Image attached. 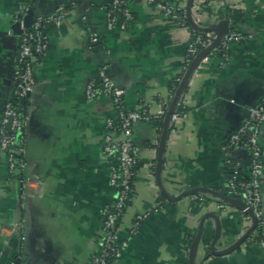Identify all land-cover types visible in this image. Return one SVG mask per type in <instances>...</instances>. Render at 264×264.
I'll return each mask as SVG.
<instances>
[{"label": "crops", "instance_id": "crops-1", "mask_svg": "<svg viewBox=\"0 0 264 264\" xmlns=\"http://www.w3.org/2000/svg\"><path fill=\"white\" fill-rule=\"evenodd\" d=\"M125 1L133 21L122 30L108 26L112 0H30L28 11L36 16L65 12L48 26V51L34 66L36 84L24 103L30 196L10 176L0 148V264L17 256L25 264H88L100 252L103 213L117 201L110 183L117 160L104 153L106 124L117 114L110 97L89 99L86 88L103 66L125 90L128 110H155L175 96L171 88L182 75L194 33L147 0ZM238 1L246 40L232 47L224 64L213 51L194 72L181 99L183 117L166 144L161 182L156 167L163 131L153 120L134 125L140 166L120 223L126 246L112 264H193L192 251L195 264H264V248L251 238L243 241L245 219L236 206L218 210L223 201L210 194L204 202L164 195L199 189L232 197V164H239L244 180L251 177L249 151L226 146L264 97V0ZM228 6V0H195L192 11L207 27ZM22 9L20 0H0V122L9 91L3 80L15 66L20 38L13 29ZM259 144L264 161V126ZM262 198L264 241V172ZM138 216L143 220L134 235Z\"/></svg>", "mask_w": 264, "mask_h": 264}, {"label": "built area", "instance_id": "built-area-1", "mask_svg": "<svg viewBox=\"0 0 264 264\" xmlns=\"http://www.w3.org/2000/svg\"><path fill=\"white\" fill-rule=\"evenodd\" d=\"M184 1L187 0H175L172 3L159 0H147L149 4L155 6L159 13L175 21L179 26L186 27L185 19L188 16ZM228 2V7L239 8L240 2L238 0H228ZM72 6H76L75 1L72 2ZM28 9V6H23L21 16L18 18V22L22 26V35L20 37L14 66L13 85L5 103L0 127V148L6 155V163L10 176L20 183L22 192L26 196L32 194L33 178L28 172V163L24 147L26 122L24 103L32 93L36 84L34 66L48 51L46 28L50 23L61 18L65 12L64 8H61L59 12L52 16H37L31 28H25L23 22ZM225 13L221 16L224 20H226ZM193 20L199 26L204 27L197 23L194 18V13ZM132 21L133 16L131 11L126 7V1L112 0L108 7L109 28L126 30ZM229 25L231 26L230 23ZM206 34L207 40H204L201 35H193L188 47L187 62L189 63L183 68L182 77L178 80L179 85L182 83L193 60L200 52L207 49L216 38L213 33ZM245 40L246 36L240 30L233 29L231 26V29L223 37L222 42L214 51L219 54L224 64L230 57L232 47L236 44L243 43ZM96 41L97 39H94V42ZM125 94V90L118 86L111 77L107 66H103L100 69L98 78L89 82L86 88V96L89 99H94L99 96L110 97L117 114L115 119H109L107 121L108 133L104 139V153L117 160V166L112 170L110 177V183L117 191V201L114 206L107 207L104 210V239L102 247L100 252L88 264H112V256L116 257L121 248L126 246L125 242L120 241V223L132 199L134 180L136 177L135 168L138 163L135 153L136 147L133 143L134 125L138 122L152 121L155 118L165 119L171 104V102H161L159 108L155 110L150 106H144L139 110L131 111L124 105ZM181 107L182 103L180 101L177 105L176 112L172 115L170 133L174 134L176 132L177 125L183 117V113L180 112ZM263 126L264 97L259 105L249 109L244 123L231 135L226 147L234 148L242 145L250 153L251 177L249 180H245L244 183L238 184L237 179L240 176L239 164H232L228 190L233 198L241 200L246 205L244 210H240L245 219V233L253 226V219L247 214L248 211H252L257 220V225L248 239L251 238L253 241H257L264 248V241L261 238L260 232L263 227L262 186L264 161L262 148L259 144V135ZM117 137H120L121 140ZM192 196L201 202L206 201V197L202 194ZM228 207L229 205L225 202H219L217 204L218 210H226ZM142 220V216L137 217L132 232L134 235L137 234ZM16 234L18 236L20 235L19 230H17ZM9 264L25 263L22 262L20 256H17L11 259Z\"/></svg>", "mask_w": 264, "mask_h": 264}, {"label": "water", "instance_id": "water-1", "mask_svg": "<svg viewBox=\"0 0 264 264\" xmlns=\"http://www.w3.org/2000/svg\"><path fill=\"white\" fill-rule=\"evenodd\" d=\"M194 4H195V0H187L186 12H187L188 19L191 22L193 28H195L196 30L203 32V33H213V34H215L216 38L213 41V43L207 49H204L202 52H200L197 55V57L193 60V62L189 66V69H188L187 73L185 74L182 83L179 85V87L175 93V96L171 102L168 113L164 119V128H163V133L161 136V141H160V146H159V154H158V159H157V167H156L158 179L160 182L162 180V168L164 165L165 148H166V144H167V141L169 139V136H170L172 115L176 112L178 103L181 101L182 97L184 96V93L188 89L190 80L192 79V76H193L194 72L196 71L197 67L200 65V63L204 59H206L220 45V43L223 40V37L231 29V26L229 25V23L226 20L223 19V17L220 18V22L213 24V25H210V26H207V27H201L198 24H196L193 20V11H192ZM36 17L37 16L35 14V11L30 9L24 18V22H23L24 27L25 28H31V26L35 22ZM21 27H22L21 23L17 22L14 29H13L14 32L19 35V38L22 35V28ZM18 47H19V45H18ZM13 74H14V69H12L11 75H9L8 78L3 80V84L7 87V90H9V91L6 90L8 93H7L5 100H4L2 116H3V112H4V105H5L8 97H9V94H10V91H11V88L13 85ZM0 124H1V122H0ZM197 194H202V195L210 194L216 198L221 199L223 202L230 204L231 206H236L239 210H244L246 208V205L241 200L233 198V197L224 196V195H222L218 192H215L213 190L203 191V190L195 189V190L186 192L185 194L178 196V197H172L164 191V195L170 201H178V200L182 199L183 197H189V196L197 195ZM247 214L252 217L253 226L245 233L243 241H246L252 235V233L254 232L256 225H257V220L254 217L252 211H248ZM229 251H231V250H229ZM195 255H196V251H192V256H193L192 262H193V264H195V260H194Z\"/></svg>", "mask_w": 264, "mask_h": 264}, {"label": "trees", "instance_id": "trees-1", "mask_svg": "<svg viewBox=\"0 0 264 264\" xmlns=\"http://www.w3.org/2000/svg\"><path fill=\"white\" fill-rule=\"evenodd\" d=\"M20 2H21V4L23 6H29L30 5V0H20ZM224 16H225V19L231 24L233 29L240 30L241 25L244 23L245 14L239 8H230V7H228L226 9V13H225ZM185 22H186V27L190 28L191 31L194 34L201 35L204 40H207V34L203 33V32H200V31L196 30L195 28H193V26H192V24H191V22L189 21L188 18L185 19ZM48 26L46 28V32L48 31ZM200 50H201V48H200ZM187 63H189V62H186V64ZM181 77H182V75L179 76V79ZM178 86H179V82L174 83V87L171 88V92L174 93L177 90ZM180 112L183 113L184 111L180 110ZM153 121L157 124L160 132L162 133L164 119L155 118V119H153ZM139 166H140L139 163H137L136 168H135L136 174H137V172L139 170ZM244 181L245 180L242 178V176L240 174L239 178L237 179V183L238 184H242V183H244ZM162 198L164 199V197H162ZM260 232H261V230H260ZM114 258L115 257L112 256L111 261H113Z\"/></svg>", "mask_w": 264, "mask_h": 264}, {"label": "flooded vegetation", "instance_id": "flooded-vegetation-1", "mask_svg": "<svg viewBox=\"0 0 264 264\" xmlns=\"http://www.w3.org/2000/svg\"><path fill=\"white\" fill-rule=\"evenodd\" d=\"M4 107H5V105H4Z\"/></svg>", "mask_w": 264, "mask_h": 264}]
</instances>
